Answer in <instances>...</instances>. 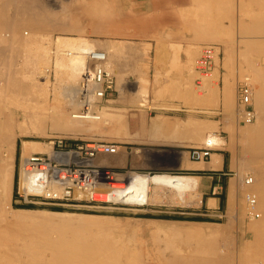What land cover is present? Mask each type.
Masks as SVG:
<instances>
[{
    "label": "bare ground",
    "instance_id": "1",
    "mask_svg": "<svg viewBox=\"0 0 264 264\" xmlns=\"http://www.w3.org/2000/svg\"><path fill=\"white\" fill-rule=\"evenodd\" d=\"M200 1H203V0H200ZM207 1H209L210 3L213 2L212 0H207ZM223 1L221 0V2H219V3H222L223 7L220 4V7H218L219 6L218 5L217 8L222 9V8H224V6L227 5L225 3V1H224V4H225L224 5ZM238 1H239L238 3H240V0H238ZM110 2H111L110 0H0V16L3 17L2 19H4V21L2 19H0V20H2L1 22H3V23H0L1 26L3 25V27L0 30L4 29L5 28L4 26L6 25V27L9 28V30L6 34L11 36L12 42L16 41L15 43L19 42L21 45L23 44L27 47H29L31 45L33 47V45H34L35 49L40 50L39 53L41 54V56L39 53H38L39 54L38 56H40L41 59H39V61H38L39 63L37 62L38 64L35 63L36 61L34 62L36 67H34L33 69L36 68L37 69V71L35 69L36 73L39 74V76L42 77L43 79L42 78L40 79V77L39 78L37 77L38 79H40V82H39V80L37 81V78L35 76L36 73H35L34 76L36 79H34V80L36 83L34 82L30 85V86H32L34 84V86H32V88L34 87V89H32L33 92L30 91V93L32 92L31 93L32 95H31V97L28 96L29 99L31 98L32 102H34L33 100H35V102L32 103L35 105V103H37V100H38L37 99V97H38L37 93H39L44 97V100L47 103V105H49L48 102L51 101V104H50L51 106H49V107L47 106L46 111H45V109L42 111H41V109L40 110L37 109L36 107L38 105L36 107H33V108L30 106L31 110H29V111L27 110L28 112L21 110V111H24L23 113L21 111L20 112L15 111V113H14V111L12 109L9 112L10 114L12 113L9 116L10 117L9 119H7L8 116L5 117L6 119L4 118L5 119L4 121L1 120L2 118L0 119V129H1L0 130V132H1L0 133V136H1L0 139L2 141L1 145H3L2 147H0V148H2V149H0V157H1L0 181H1L2 185L4 184V186H5L4 188H6V190H3L4 193L2 191L3 188L0 189V193H1L0 194V207H2V208H0V210L2 209L0 211L1 212L0 216L3 215L2 213L6 212V211H8V209L10 210L12 208L11 212H13V213L8 211L9 213H11L10 217L8 216V213L7 214L5 213L7 216L5 214L3 216H6V218L9 220V221L8 220L7 221L10 222L9 224H11V227H12V225L17 226L18 229L23 233V235H21V232L20 233L16 232L18 235L17 236L15 235L16 236L15 238H17L20 234L19 237H21L22 240H23V238L25 240L24 241L25 244L21 245L20 244L21 240L18 237L19 239H17V242L14 244L16 245L20 241L19 244L21 245L22 249H20V245L19 246L17 245L16 250H14L12 248V247H15V246H13V242H11V244H12L11 247H9V245L7 246L6 245L7 243H4V240H6V238L10 239V241H11V239L14 238V236H12L13 234L9 233V234H11L12 238H8L10 235L7 234L6 232H4L9 236L6 235L7 237L5 236L6 238L5 237L3 238L1 236L5 235V234L3 232H0V233H2L0 236V240H1V238L4 239V240L2 239L3 242L0 241L1 243H4V244L0 243L1 246L4 245L6 248L7 247L10 249L12 248V250H13V251L11 250V252H13V253L8 252L7 254H9V255L5 254V256L6 255L10 256L11 254H13V256H14V259H12L11 258L12 255H11V257H10L11 259H10L9 257L6 258L4 255L2 256V254L0 253V258L2 261H4L3 264H6L7 262H9L10 264H11V262H13L15 264L16 263H18V264H153V263H148L144 259V256H143L142 243L140 242V240L143 239L142 237H145L144 236L145 233L151 234V238H152L151 240L154 243L153 247L156 250V254L158 252L157 257L159 256L160 261H161V259H163L162 260L163 264H235V262H237V264H264V69H263V71L261 69V71L258 72L259 68H256L257 64L255 65L254 68H252L251 65H249V67L252 68V69L251 68L250 69L253 70V72H252L253 74H254V69H255V73H256V75L254 74L255 78H253V76H251V75H250V77L248 75L246 76V77H249L250 80H251V77L253 78V80H251V81L254 85V91H255V88L257 87V89H256L257 93L255 92L256 96L253 93V97L254 96L256 97V98L254 97L255 99L253 98L255 100L254 106H255V112H256V120H255V123H253L252 125L247 124V123H252V122H247L246 126L245 127L243 126L244 128L241 127L242 128L241 131H242L243 136L246 135L245 136L246 138H248L247 136H249L252 140V138H254V136L256 134V139H257V141L255 143H252L249 146L250 150L247 151V152L251 151L250 153H252V156H253L252 163L251 162L249 163L250 164L249 167H250V169H253L254 175L252 173L251 175L249 174L246 176V177L252 176L253 178L255 176L253 183L246 187L247 188L246 192L250 191V192L255 193V195L257 197L256 206L252 207L251 205H249V201L246 197V194H247L246 192H245L246 198L244 197V199L245 200L247 199V202H248L247 206L249 209V214L251 215V217H253L250 220L251 222L249 224V229L251 228L253 230L254 239H252L250 241L249 240L248 241L243 240V236L246 234V230L242 229V232L240 234V244H239V248L237 249V252H231L233 250V248H231V250H229L228 247L225 246L226 244H224L223 241L221 243V241H220V238L222 236L221 232L218 230V228L212 226L211 224L194 223L192 221H184V220H168V221H156L155 220L154 223L152 222L153 227H151L149 229L148 228L137 229V228H129V227H126L125 225H121V224L117 223L118 220H114V219H112V217L104 216V215L86 214V213H81V212H76V211H57V210L38 211V210L16 208V207H13L11 205V198H12V194H13V185H14V162H15L16 146H17L18 136L30 134L32 131L45 134L46 129L42 128L43 127L42 125H44L43 123L48 121L49 116H51L52 119L54 120L56 127L57 126L64 127V129L66 128V130L68 129L69 132L74 133V134H81V133L88 132V131H91L94 129H99V128L100 129H110L111 128V129H116V130H119L121 128H125L127 133L131 134L129 132V129H128V117L126 115V111L120 109V107H118V109H117L116 106L110 104V105H107V108L105 110H103V108L105 107L104 106L101 110L102 118H104L103 120H101L102 118L101 119H95L93 117H85V118L82 117V118H80V117H77L74 115L75 112H77V109H79V107L82 105L80 95L78 94V86H79L80 80L83 77L82 74L84 72V68L88 63V53L89 52H91L92 50H97V49L105 50L107 53V63H106L107 67L110 70H112L113 72H115V74L117 75L116 76L117 77V88L119 90V96L117 98L110 99L109 100L110 103L116 102V101H123L124 102L128 99V97H131V98L133 97L132 95L128 96L129 95L127 93L128 89L126 90V85H124L126 83L124 80L126 79L125 78L126 77L125 71L127 69H130L131 72L136 75L135 81H136V83H138V89L135 92V97H134L136 104L143 105V104H146V102H148V100H149V96H150V85H149V75H148L149 71L147 72V67L143 66L147 62H145L144 64L141 65V61L147 59L146 58L147 57V50H148L147 43H146V45H144L145 43L143 45H141V44L135 43L134 41L124 40V39L123 40H117V39L115 40V39H109V38L106 40H102V39L91 38V37H88V36L83 35V34H76V33L75 34H63L64 32L53 36L52 35L53 33L47 35L43 32V30H45V28L47 29L48 27H51V30H49L50 32L52 30L60 29L61 31L66 30L67 32L71 31V32H78V33L81 32L82 33V31H81L82 29L80 28V25L82 23L81 18L85 17V16L83 17L82 14H86V15L89 14L93 21H95L97 19L99 22H101L100 20L103 19V18H100V16L102 17L103 15H108V17H111V15H113V18H114V16L117 15L114 12H112V11H114L113 9H112V11L110 10V5H109ZM206 2L204 4H206ZM209 2H207V3L210 4ZM243 2H245V0H242L241 3L243 4ZM213 3L215 4V1ZM213 3L211 5H213ZM228 3H230V1ZM11 4H14L13 6L16 9V11H15L16 18L14 15L15 20L12 19L13 14L11 12L10 18L12 19V21L10 19H9L10 21H8V20H5L6 18H4V17L9 18L8 10H5V8L8 9V7H10ZM201 4H198L199 8H201V11H204V13H206L205 10H203L202 8L206 9L207 5L203 4V6H202ZM234 4L235 3H233V5L230 4L229 6H231V5L234 6ZM260 4L259 5L261 7L263 4V8H264V3L261 2ZM200 5L202 7H200ZM118 6L120 7V5H118ZM209 7H210V5H209ZM213 7H215V6L213 5ZM213 7H211L210 9H212ZM226 7H225V9H226ZM10 8H12V6ZM199 8L198 9L194 8V10H197L196 13H198L200 11ZM241 8L244 9V7H241ZM182 9L183 8H181V10ZM207 9H209V8L207 7ZM227 9H229V7H227ZM238 9L240 11V5H239ZM171 10H173V8H171ZM188 10H189V7H188ZM229 10L232 12L233 8L232 9L230 8ZM247 10H249V9H247ZM247 10H244V13H246L245 11H247ZM182 11L184 12V10H182ZM219 11H218V13H219ZM228 11L224 10L221 13L227 12L228 15L227 14H225V15L229 16ZM260 11H259V13L257 12L258 16H261V15H259ZM120 12L121 13H119V15H117L119 17L122 16L123 10H121ZM231 12H230V14H231ZM13 13H14V11H13ZM209 13H210V11H209ZM209 13H207V14L209 15ZM215 13H213L214 16L211 15L212 14L211 13L208 18H210L212 16L215 18V15H216ZM233 13H235V12H233ZM233 13H232V15H234ZM252 13H254V12H252ZM257 13L255 15H257ZM143 14H142V16H143ZM152 14L153 13L151 11V15ZM172 14H174V13H172ZM239 14H240V12H239ZM246 14L250 15V13L249 14L246 13ZM133 15H135V14H133ZM200 15H202V14H199V17H200ZM223 15L224 14H221V16H223ZM232 15H230V16H232ZM236 15H234V16H236ZM90 16H88L89 17L88 19H90ZM144 16H146V15H144ZM216 16L219 17L218 15H216ZM226 16H224V17L226 18ZM234 16L231 17L232 20L234 19L233 18ZM254 17H256V16H254ZM261 17H263V16H261ZM98 18H100V19H98ZM134 18L135 19L137 18L138 20L142 21V18H140V16L139 17L134 16L133 19ZM156 18H158V17H156ZM198 18H196V20ZM203 18H204V16H203ZM208 18H207V20H209ZM144 19L145 18L143 17V20ZM193 19L195 20V18H193ZM240 19L242 20V18H239L238 22H239V25L242 26L245 22L242 20L243 23H240L241 22ZM90 20H88V22ZM260 20H262V19H259L258 22H256V23H260L259 22ZM104 21H106V20H104ZM201 21H198V24H200L199 22H201ZM204 21H206V19ZM210 21L213 22L211 18H210ZM235 21H236V19H234V22ZM102 22H103V20H102ZM110 22L111 21H109V23ZM246 22L248 23V21H246ZM94 23H97V22H94ZM109 23H106V24H105V22L99 23V24L97 23L98 26H96V27L99 29H97L95 27L96 29L93 28L94 29L93 31L98 32L100 30L99 33L102 32V33L106 34L107 36L110 33H112V34L117 33V32L113 33L112 31L111 32L109 31L110 33H108V32L105 33V30H103L104 32L101 31V29H103V28L106 29L107 27H109V25H110ZM193 23L194 22H192V24ZM195 23L197 24V22H195ZM205 23H207V21ZM209 23L207 24V29H205V31L207 30L206 32L209 34L210 38L219 39L226 44V49H227V54H228L227 55L228 56V62L230 61L229 64H231V61L235 56V52L237 53L238 51H240V50H238V51H235V50H237L239 48L235 49L233 47L234 45H232L233 43L231 42L232 43L231 44L227 38H224V37L221 38V37H219V34H217L218 36H216V34H211L212 31L208 32ZM214 23L218 26L217 22H214ZM230 23H231V21H230ZM89 24H90V22H89ZM167 24H169V23H167ZM227 24H226V26H228ZM233 24H235V23H233ZM261 24L263 25L264 21ZM197 25H194L196 27L195 29L199 28V27L197 28ZM211 25H210V27H212ZM230 25L231 24H229L228 27H230ZM260 25L258 24L257 28H258V26L260 28L261 27ZM81 27H82V25H81ZM90 27H94V26H90ZM100 27H103V28L100 29ZM125 27H127V25ZM246 27H248V26H246ZM21 28H22V30H20ZM240 28H242V27H240ZM84 29L85 28H83V30ZM121 29L123 30V28H121ZM125 29H127V28H125ZM137 29L138 28H136V30ZM6 30H2L0 32H4ZM219 30L222 32V29L219 28ZM242 30L244 33V30H247V29L242 28ZM84 32H85V30H84ZM125 33H127V32L125 31ZM125 33L123 32L122 34L121 33H119V34L123 35ZM133 33H135V32H133ZM228 33H230V32H228ZM119 34H117V35H119ZM139 34H141V33H139ZM5 35H0L1 36L0 37V43L2 42L1 43L2 45H0V50H3V49L5 50L3 43L8 41V40H6V38L7 39L9 38V36L7 37V35L6 36ZM207 36L208 35H206L205 38H207ZM231 36H232V34H231ZM12 37H13V39H12ZM235 38H237V37H235ZM1 39H5L6 41L3 40L4 41L3 42V41H1ZM157 39H159V38H157ZM245 39H247V38H245ZM262 39H263V37H262ZM262 39H260V41ZM11 40H9V42H11ZM241 40H243L242 37H241ZM49 41H50V43H49ZM247 41H250V40L247 39ZM252 42L253 41L251 40L250 43H252ZM15 43H12V45L10 43L11 49L13 48L15 50V48H14L15 45H16V50L18 48L17 47L18 45L20 46L21 49L23 48V47H21V45L19 43H18V45ZM47 43H49V45ZM53 43L55 44L54 49L52 48V45H51ZM241 43H242V41H241ZM245 43H246V40H245ZM254 43H253V45L251 44V46H254ZM7 44H8V42H7ZM7 44L5 43V46L8 48L9 44L8 45ZM256 44H258V42ZM256 44H255V46H257ZM262 44H264V41L262 42ZM163 45H164V42H163ZM163 45H162V47H163ZM258 45L260 46L261 44H258ZM162 47H161V45L157 46V53H160V50L162 49ZM261 47L263 48L264 45H262ZM261 47L260 48L254 47V49L258 48L260 50H264ZM20 48H18L19 52H21ZM34 48H32V50ZM244 48L245 47H243L242 49H244ZM246 48H248V47H246ZM11 49L9 46V49H7V50L10 52H8L7 50H6L7 52L6 51H3V52H6L8 55L11 56V54H13L11 52L14 51L13 49H12L13 51H11ZM22 50H24V49H22ZM245 50H247V49L241 50L242 51L241 55L243 54L242 57H244L243 58L244 61L247 62L246 58H245L246 55H244ZM18 51H16V53ZM0 52L3 53L2 51H0ZM257 52H258V50H257ZM1 53H0V55H1ZM9 53H11V54H9ZM21 53H23V52H21ZM21 53L17 55V58H18V56L20 58H23L20 56ZM262 53H264V52L260 51V54H262ZM3 54H2V56L6 60L8 56L6 57L7 54L5 56ZM29 54L30 53H28V55ZM32 54H33V52H32ZM14 57H16V56H14ZM31 57H32V55H31ZM218 58L219 57H217V59ZM8 59L13 60L14 59L13 55L11 56V58L8 57ZM247 59H248V57H247ZM248 60H250V62H252L251 61L252 59H248ZM6 62H5V64H6ZM237 62H238V60H237ZM17 63L20 64L19 62H17ZM252 63H254V62H252ZM2 64H0V65L3 66ZM241 64L238 63V66H237L238 70H239L238 73L240 75H242L241 77H244L243 76V70H244L243 68L244 67ZM247 64H249V62H247ZM126 65H129V66L125 67ZM232 65L233 64H231V66ZM4 66H6V65H4ZM7 66H8V63H7ZM18 66H20V65H18ZM18 66L16 68H18ZM228 66H230V65H228ZM232 67L235 68V66H232ZM246 67H248V66H246ZM262 67L264 68V66H262ZM8 68L9 69L12 68V65H10V67L8 66ZM20 68L21 67H19V69ZM4 69H6V68H4ZM22 69H24V68H22ZM0 70L2 72L1 67H0ZM13 70H15V72H16L15 67L13 68ZM28 70L29 69H27V71ZM231 70H233V71H231ZM231 70H228L225 73V82H224L225 84L223 85V93H224L225 101L230 103V101L232 100V104H233L234 101H237V100H233L237 94H235V85L231 86V79H232L233 83L235 82V81H233L234 78H232V72L234 75L235 70L234 69H231ZM19 71L20 70H18V72ZM52 71H55V76L57 79V83L59 85L58 84H56L55 86L52 85V81H53V79L51 77V74L53 73ZM3 72L5 73L6 70L5 71L3 70ZM10 72H11V70H9V74H8L9 77L12 75V73H10ZM7 73H8V70H7ZM13 73H14V71H13ZM16 73H14L13 79L17 78V77H15V76H17ZM157 73H159V72H157ZM219 73H220L219 70H216L213 74L207 75L206 78H210L213 76L219 77ZM246 73H248V72H246ZM246 73H245V75H246ZM3 74L0 73V75H1L0 79L2 77L3 79L5 78V80H7V79L11 80L10 78H8L7 75H6L7 76V79H6V77H4ZM192 74H193V69L188 70V75H190V78L193 76ZM239 74H238V78L240 76ZM22 75H24V74H22ZM256 76H258V77H256ZM23 77H25V76H23ZM23 77H22V79H23ZM18 78L16 80L14 79L15 83H16V81L20 80ZM191 79H193V77ZM5 80H0L3 82L2 86L4 84L7 86L10 84L11 88L9 87L10 85L8 87L6 86L7 88H5V89H7V91L4 92L3 91L4 86H5L4 85L2 87L3 89L0 90L1 94L6 93V92L10 93V92H8L9 91L8 88L12 89V86H14V85L18 86V87L22 85L21 87H19V88H22V87H25L28 83V82L26 83L25 81H23V83L25 82L26 85L23 83L21 84V82H22V80H21L19 85H17L15 83H13V81L11 83V81H9V80L4 83ZM210 80H211V78H210ZM139 81H140V84H139ZM254 82H256V83H254ZM257 82L259 83L258 86L255 85V84H257ZM1 83H0V88H1ZM7 83H9V84H7ZM12 84H14V85H12ZM191 85L187 86V90L190 92L192 91V93L194 92L195 97L197 99L205 100V101L210 102V103L217 102L219 100L220 82H217L216 86L211 88L208 95H205V96H203L202 93H195V91L193 90V87ZM60 86L62 88L65 87L67 89L66 91H69V96H70L69 99L65 100L64 98H62L64 96H62V95H61L62 97L60 96V93L62 91L60 93L57 91L59 88H60L59 90L62 89ZM29 87L26 86L25 88L29 89ZM53 87L55 90V91H53L54 92V98H53V100H51V92H52ZM236 87H238V86H236ZM19 88H18V90H19ZM14 89H12V90L15 91ZM26 89L24 91H26ZM63 90H64V88H63ZM195 90H196V88H195ZM2 91H3V93H2ZM16 91H17V89H16ZM14 93H12V95ZM16 93H15V95H16ZM1 94H0V99H1V96L5 97V95H6V94L5 95H1ZM63 94H64V91H63ZM12 95H10V96H12ZM21 95H24V92L21 93ZM27 95H28V93H27ZM8 96L6 95L7 99H9ZM16 96H18V94ZM12 97H14V96H12ZM28 97H27V99H28ZM22 98L26 99L24 97H22ZM39 98H40V96H39ZM7 99L5 98L6 101H7ZM16 100H17V98H16ZM40 100H41V98H40ZM1 101H2V99H1ZM9 101H11V104H12V99ZM29 101H27V102H29ZM8 102H6V103H8ZM62 102H64V104ZM3 103H2V105H4ZM67 103H68L69 107L74 106V108H66L67 106L65 108H63V106H65V104H67ZM253 104H254V102H253ZM6 105H4L2 107L6 108V110H7ZM0 107H1V105H0ZM8 107H10V105ZM30 107L28 106L29 109H30ZM226 107H228V106H226ZM21 109H22V107H21ZM237 109H238V107H237ZM1 110H3L2 112H4L5 109H1ZM25 110H26V108H25ZM5 116H6V114H5ZM16 118L17 119L22 118L23 120L20 122H17ZM151 121L152 122L150 124L151 125L150 128H151V131H153V132H159L160 130L169 129V130H173L174 133L178 134V132H182V129H184V128H185V130L186 129H188V130L194 129V132H196L194 134H197L196 135L197 138L199 137L198 134H200V137L203 138L204 142L211 141L215 148L217 146L223 144L226 140L224 136L217 133L216 131L206 133V131L204 130L205 127L203 124H202L204 127L203 131H200V129L202 128V125H198V123H202V122L196 121L198 123L193 124L194 121L191 122L192 120L191 121H189V120L171 121V120H169L167 118H163V117H155ZM211 122L213 123L215 121H211ZM211 122H206V124H208V126H209L207 128H211V127L214 128V127L218 126L217 124H215L217 122L213 123L216 126L211 124ZM28 123L33 125L32 126L33 130L29 129L30 127L28 128ZM203 123H204V121H203ZM100 124H103V126H101ZM206 124H205V126H207ZM197 130L199 131V133ZM138 134L139 133L137 132L133 135H138ZM49 136H55V135H49ZM242 137H241V139H243ZM202 138H200V139H202ZM251 140L249 142H252ZM48 143L50 145L52 144L51 141H48ZM245 143H246V141H245ZM245 143H243V144H245ZM197 145H199V144H197ZM247 149H245V150H247ZM21 151H22L21 155L23 157H27L32 153V151H45V152L51 153L52 150L46 146L34 145L31 142V139H24L23 143H22V150ZM212 155L211 156L213 159L211 161L212 162L211 166H206L201 161L197 162V163H191L189 160L188 161L185 159L183 160V155L180 159L181 160L180 162H181L182 166L184 165L186 167H192V168L193 167H196V168L219 167L221 165V162H222L221 156L217 153H213ZM109 156H112V158H113V155H109ZM109 156H105V157H109ZM100 161H101V158H100ZM104 162L101 161L100 163L104 164ZM242 170L245 171L244 169H242ZM243 171H241V173ZM118 178H121V179L126 181L125 188L122 190H116V191H111V189H108L105 191V195H104L105 198L109 197L111 199H120V200L127 201V202H136V203L142 204V203H146L147 201H150V200H154V201L160 200L162 197L161 195L163 194V192H166V190H168V192L170 194V195H168V197L177 198L178 201H187L188 198H190L191 200L192 199L196 200L197 197L202 195V192L200 190L201 176L197 175V174L163 172L159 175H154V176L150 177L148 175V173H144V172H140V171H136V172L130 171L129 175H126L125 177L118 176ZM2 179H3V181H2ZM116 185L117 186H123L124 184L123 183H116ZM24 188H25L26 192H40L42 189V185H40L38 182H35L34 179L31 178L28 181V183H26V187H24ZM5 192H6V194H5ZM2 193L5 194L3 196L5 202L7 200L6 198H8L7 202L9 201L8 205H7L9 208L7 210L5 208L6 207L5 204L7 202L6 203L2 202V198H3V197H1ZM214 202H215L214 198L210 200V204H213ZM243 202H245V201H243ZM2 203L4 204L5 207L2 206L3 205ZM245 205H246V203H240V208H238V210H239L238 212H239L240 216H242L243 218H244V215H246L245 214V212H246V208H245L246 206ZM3 207L5 210L4 212H3ZM256 212H259V216L255 215ZM254 217H260V218L254 219ZM243 218H242V220L245 219V218L244 219ZM4 219H5V217H4ZM1 221L2 220L0 219V222ZM7 221H4V222H6V225H8ZM3 227H6L5 224H3L2 228ZM11 227H10V230H12ZM18 229L16 231H18ZM2 230L3 229L0 228V231H2ZM6 231L8 232L7 229H6ZM13 231H11V232L15 234V229ZM146 236H148V235H146ZM149 238H150V236H149ZM145 240L146 239H144L143 243L145 242ZM6 241L8 243L10 242L9 240H6ZM15 241H16V239H15ZM5 247H4V249H5ZM146 247H147V245H146ZM149 247H147L148 248V250L146 249L147 251L150 250ZM144 249H145V247H144ZM151 249H152V246H151ZM0 250H2L1 247H0ZM6 250L7 249H5L4 251H6ZM8 251H10V250L8 249ZM154 251H153V254H154ZM0 252H2V251H0ZM24 253H25V256L23 255ZM235 253H236V255H235ZM148 255H150V254H148ZM145 256H147V255H145ZM151 258H152V256H151ZM159 258H157L158 261H159ZM7 259H10V261H8ZM158 261L155 264H159ZM151 262H152V260H151Z\"/></svg>",
    "mask_w": 264,
    "mask_h": 264
},
{
    "label": "rangeland",
    "instance_id": "2",
    "mask_svg": "<svg viewBox=\"0 0 264 264\" xmlns=\"http://www.w3.org/2000/svg\"><path fill=\"white\" fill-rule=\"evenodd\" d=\"M110 1H111L110 4H109L110 5V10L112 11V9H113L114 11H112V12H114L117 15H119V13H121L120 11L123 10L122 16L119 17V16L115 15L114 18H113V15H111V17H108V15H103L102 17L100 16V18H103L102 20H103V22H105V24L109 23V21H111L109 23L110 24L109 27L111 29L109 27H107L106 29H104L103 27H100V29L103 28V29H101V31L105 30V33L106 32L110 33L111 31L113 33L117 32L115 34L110 33L107 36L106 34H104L102 32L99 33L100 30L98 32L93 31L94 30L93 28L98 26L99 23H103V22H102V20H100L101 22H99L97 19L95 21H93L89 14H87V15L86 14H82L83 17L84 16L85 17L81 18V22H82L81 25H82V27L84 26L83 28H85L84 29L85 32H84L83 28L81 27V25H80V28L82 29L81 30L82 33L81 32H79V33L78 32H71V31L67 32L66 30H62L61 31L60 29H58L59 31L58 30H52L50 32L49 30H51V27H48L47 29L45 28V30H43V32L45 34H47V35L53 33L52 34L53 36L64 32L63 34H75V33L76 34H83V35H86V36L91 37V38L102 39V40H106V39L109 38V39H115V40L116 39L117 40H123L124 39V40L134 41L135 43L141 44V45H143L144 43H145L144 45H146V43H147V48H148L147 57H146L147 59L142 60L141 61V65L144 64L145 62H147V63L149 62L148 64L145 63L143 65V66L147 67V72L149 71L148 75H149V85H150V96H149L148 102H146V104H143V105L136 104V101L134 99L135 92L138 89V83H136V81H135L136 80V78H135L136 75L133 74L130 69H127L125 71V73H126L125 74L126 75L125 78L126 79L124 81L126 83L124 85H126V90L128 89L127 90V93L129 94L128 96L132 95L133 97L132 98L128 97V99L126 101H124V102L123 101H116V102L110 103L108 101L104 105L105 107L103 106L104 107L103 110H105L107 108V105L111 104V105L116 106L117 109H118V107H120V109H122L124 111H127V114H128V112H129V114L134 113V112H138V113L142 112L146 116L147 123H149L151 121V119L153 120L155 117H163V118H167V119H169L171 121L172 120H174V121H176V120H182V121L189 120V121H191L192 120L191 122L194 121L193 124L194 123L197 124L198 122H202V123H198V125H202L203 124L205 128L202 125V128H201L202 130L200 129V131H203V128H204L206 133H210V132L216 131L217 133H219L222 136H224L225 139H226L225 142L223 144H221V145L216 147V149L224 150L227 153V160H228V165H227V168H226V171H227V174H226V187L224 188V194H225L224 197H225L226 200H225V202L222 201V203H221V206L223 208V212L220 213V214H216V213H214V212H212L210 210H207L203 194L201 196L197 197L196 200L195 199L191 200L190 198H188L187 201H178L177 198L168 197V195H170L168 190H166V192H163V194L161 195L162 197H161L160 200H157V201L150 200V201H147L146 203H142V204L141 203H136V202H127V201H123V200L121 202H116V203L115 202H97V203L95 202V203H93V202H89V201H81V202H76V203H73V202H69V203L47 202V203H45V202H38V201L37 202H25L23 200H20L19 196H18V198L16 200L15 199L13 200L11 198V205L13 207H16L15 206V202H17V203H34V204H38L39 206L35 207V208L34 207L33 208L16 207V208L29 209V210H38V211H42V210H45V211H49V210L76 211V212H81V213H86V214L104 215V216L112 217V219H114V220H118L117 223H119L121 225H125L126 227H129V228H137V229H143V228H148L149 229V228L153 227L152 224L155 222V220L156 221L184 220V221H192L194 223L211 224L212 226L218 228V230L221 232V235H222L221 238H220L221 243L223 241L224 244H226L225 246H227L229 250H231V248H233V250L231 252H237V249L239 248V244H240V234L242 232V229L246 230V234L243 236V240H245V241L249 240L250 241V240L254 239L253 230L251 228L249 229V224L251 222L250 220L253 217H251V215L249 214V209H248V206H247L248 205L247 199L246 200L244 199L245 192H246V189H247L246 187L248 186V185H245L244 179L249 174L251 175L253 173V175H254L253 169H250V167H249L250 166L249 163L250 162L252 163L253 156H252V153H250L251 151L250 152H247V151L250 150L249 146L252 143H255L257 141V139H256V134H255L254 138H252V140H251V138L249 136H247L249 138L248 139V138L245 137L246 135H244V136L242 135L241 129L246 126V123L239 122V120H238V109H237V107H238V92H237V89L238 88L236 86H238L239 80H243L247 75L249 77L251 75V76H253V78H255L254 77V74L256 75L255 69H254V74L252 73L253 70H251L252 68L255 67V56L257 58V56L260 54V51L264 52V50L258 49L262 45H264V44H262V42L264 41L263 40L264 39V28H263L264 24L263 25L261 24L264 21L263 20L264 19V13H263L264 12V8H263V4H262V7L260 6L261 5L260 3L261 2L264 3V0H260V1L259 0H254V1L253 0H245V2H243L244 5L246 4L245 6L241 3L242 0H240V3L242 5L240 3H238L239 2L238 0H232V1L231 0H224L225 3L227 4L226 6L229 7V9L233 8L232 12L229 9H227L226 6H224V8H222V9L217 8L218 5H219L218 7H220V4L222 5V3H219V2H221V0H212L213 2L215 1V4L217 3L216 5L211 1L215 7H213V5H211L212 3H210L207 0H203V1H200V0H197V1L196 0H193V1L192 0H110ZM206 1L209 2L210 4H208ZM224 1H223V4H224ZM229 1H230V3H228ZM205 2H206V4H204ZM233 3H235L236 5L234 4V6H232ZM198 4H201L202 6H203V4L207 5L206 9L202 8L203 10H205L206 13H204V11H201V8H199ZM230 4H232V5L229 6ZM13 5L14 4L10 5V7L12 6V8H10L8 6H7L8 9L5 8V10H8V13H9V15H8L9 18L8 17H4V18H6L5 20H8V21L11 20L12 21V19H14V15H15L16 9H15V7ZM118 5H120V7ZM201 5H200V7H202ZM209 5H210V7H209ZM239 5H240V11L238 9ZM188 7H189V10H188ZM207 7L209 9L211 7H213V8L209 10V9H207ZM222 7H223V5H222ZM225 7H226V9H225ZM241 7H244V9L241 8ZM245 7L247 9H249V10H247ZM171 8H173V10H171ZM181 8H183L182 10H184V12L181 10ZM194 8H197V9L199 8L200 11L198 13H196L197 10H194ZM223 9L226 10V11L229 10L228 11L229 16L225 15V14H227V12L226 13H221V12L224 11ZM244 10H247L248 12L247 11H245V12L248 13V14L250 13L251 16L247 15L246 13H244ZM13 11H14V13H13ZM151 11L153 13L152 15H151ZM209 11H210V13H209ZM218 11H219V13H218ZM238 11L240 12V14H239ZM259 11H260L259 15H261L263 17L258 16ZM11 12L13 14L12 15L13 16L12 19L10 18ZM230 12H231V14H230ZM233 12H235V13H233ZM252 12H254V13H252ZM172 13H174V14H172ZM207 13H209V15L211 13H212L211 15H213V13H215L219 17H217L215 15V18H216L215 19L213 17L214 15H213L212 17H210L212 19V21H213V22H211L210 18H208L209 15ZM220 13L224 14V15L221 16ZM232 13L234 15H236V14L237 15L234 16V15H232ZM256 13H257V15H255ZM133 14H135V15H133ZM142 14H143V16H142ZM199 14H202L204 16V18H203L202 15H200V17H199ZM138 15L140 16V18H142V21L138 20L137 18L136 19L134 18L136 21L133 19L134 16L139 17ZM144 15H146V16H144ZM230 15L234 16L233 18L236 19L235 22H234V19L233 20L231 19L232 16H230ZM253 15L256 16V17H254ZM88 16H90L91 20L88 19L89 18ZM224 16H226V18ZM143 17L145 18L144 20H143ZM156 17H158V18H156ZM238 17L242 18V20L245 22L242 26L239 25V22H238L239 18ZM2 18L3 17L0 16V19H2ZM15 18H16V15H15ZM100 18H98V19H100ZM193 18H195V20ZM196 18H198L197 19L198 21L202 20L201 22H199L200 24H198V21L196 20ZM207 18L209 20H207ZM205 19H206L207 23H205L206 22V21H204ZM259 19H262V20L259 21L260 23H256V22H258ZM2 20L4 21V19H2ZM2 20H0V23H3V22H1ZM88 20H90L89 21L90 24H89ZM104 20H106V21H104ZM190 20L192 22H194V23L192 24V22ZM242 20L240 19V21H241L240 23H243ZM230 21H231V23H230ZM246 21H248V23ZM94 22H97L98 24L94 23ZM195 22H197L198 25ZM214 22H217L218 26ZM167 23H169V24H167ZM208 23H209L208 32L212 31L211 34H216V36H218L217 34H219V37L227 38L230 41V43L231 42L233 43V44L232 43L231 44L234 45L233 47L235 49L239 48V49H237L235 51H238V50H240V51L237 52L238 54L235 52V56H234V58L231 61V64H233L232 66H235V68L232 67L231 64H229L230 61L228 62V56H227L228 54H227L226 44L223 41L219 40V39L210 38L209 34L206 32L207 30L205 31V29H207V24ZM233 23H235V24H233ZM226 24L228 26H229V24H231L232 26L234 25V26L232 27L230 25V27H228V26H226ZM258 24L259 25L261 24L260 25L261 29L258 26V28L260 30L257 28ZM124 25L125 26L127 25V27H125ZM194 25H197V28L198 27L199 28L195 29L196 27ZM210 25L212 27H210ZM0 26H1V24H0ZM90 26H94V27H90ZM246 26H248V27H246ZM2 27H3V25L0 27V29ZM4 27L5 28L2 29V30H6L8 28V27H6V25ZM240 27H242L244 29H247V30H244V33H243V30ZM22 28L20 30H22ZM121 28H123L124 31ZM125 28H127V29H125ZM136 28H138V29L140 28V29L136 30ZM219 28L222 29V32L219 30ZM97 29H99V28H97ZM2 30H0V31H2ZM8 30H9V28L6 31H4V32H0V35H5L8 32ZM125 31L127 33H125ZM123 32L125 34L121 35ZM133 32H135V33H133ZM228 32H230L232 34V36ZM119 33H121V34H119ZM137 33L138 34L141 33V34L138 35ZM204 33L206 35H208L207 38H205L206 35ZM117 34H119V35H117ZM6 35H7V37L9 36L8 34H6ZM234 36L237 37V38H235ZM241 37L243 38V40H241ZM262 37H263V39H262ZM157 38H159V39H157ZM245 38L249 39L250 41H247V39H245ZM12 39H13V37H12ZM260 39H262V40L260 41ZM3 40H5V39H1V41H3ZM6 40H8V41H6ZM6 40H5L6 42L3 41L5 50L4 49L0 50L2 52L6 51L7 49H9V46H10V49H11L12 43L16 42V41L12 42L11 36H9L8 39L6 38ZM9 40H11V42H9ZM240 40L242 41V43H241ZM245 40H246V43H245ZM251 40L253 41L252 43H250ZM256 41L258 42V44H261V45L259 46L258 44H256L257 43ZM7 42L9 44L8 48L5 46V43L7 44ZM163 42H164V45H163ZM1 43H0V45H2ZM10 43H11V45H10ZM18 43L19 42L15 43V44L18 45ZM49 43H50V41H49ZM49 43H47V44L49 45ZM210 43H216L219 46V49L221 51V56H220V58L217 59V65H216V67L213 69V71L210 74H213L216 70H219L220 73H219V77H214V76L210 77L211 80H210V78H206V80L204 82V87L202 89H200V88H198L199 86L196 83V77H197L196 61H197L198 57L200 56V54H201V52L203 50V47L205 45H207V44H210ZM253 43H254V46H251V44L253 45ZM255 44L257 46H255ZM51 45H52V48L54 49L55 44L53 43ZM158 45L159 46L161 45V47L163 45L162 49L160 50V53H157V46ZM17 47L20 48L19 45ZM21 47H23L22 49L25 50L24 51V50H22L20 48L21 52H23V53L25 52L24 54L19 52L18 48L16 50V45L14 46V48L19 53L18 52L16 53V51L13 48L12 49L14 51L11 49V51H13L11 53H13V54L9 53V54H11V56L13 55L14 59L16 58L15 60L14 59L13 60L12 59H10V60L8 59V57L11 58V56L6 53L8 50L6 52H3L4 54L0 52L1 53V55H0V64L3 63L2 64L3 66L0 65V67L2 69V72L0 70V73L3 74L4 73L3 70L4 71L6 70V72L3 74L4 77H6V79H7V76L9 74V70H11L10 73H12V75H13V76L11 75L10 77L8 76V78H10L11 80H9V79L5 80V78L3 79L2 77H1L0 80H5L4 83L6 81H8V80L11 81V83H12V81H13V83H15V80L19 77L18 78V79H20V80H18L19 82L16 81L15 84L19 85V83L22 80L21 84L23 83V81H25L26 83L28 82L27 85L25 84V82L23 84H25L26 86L29 87L32 83L35 82L34 79H36L37 77L38 78L40 77L39 74L36 73L37 69L35 68L36 69V71H35V69H33V68L36 67L35 63L36 64L39 63L38 61H39V59H41V57H40L41 54L39 53L40 50H37V49L34 48L35 47L34 45H33V47H32V45L29 46L30 47L29 48V47H27V46L22 44ZM31 47L34 48L33 50L35 52L32 50ZM243 47H245L244 49H247V50L244 51V55H246L248 57V59H252L251 61L254 62V63L250 62V60H248L246 56H245L246 61L249 62V64H247V62L244 61V59H243L244 57H242L243 54L241 55V52H242L241 50H244V49H242ZM246 47H248V48H246ZM254 47H258V48H255L256 49L255 50ZM257 50H258V52H257ZM31 51L33 52V54H32ZM8 52H10V51H8ZM27 52L30 53V54L28 55ZM20 53H21L20 56L23 57V58H20L19 56L17 58V55L20 54ZM38 53L40 54V56H38L39 55ZM2 54L4 56L6 55V57L8 56L7 59L9 61L7 59L5 60V58L2 56ZM262 54H264V53H262ZM262 54H260V55H262ZM31 55H32V57H31ZM14 56H16V57H14ZM237 60H238V62H237ZM256 61H257V59H256ZM5 62H6V64H5ZM17 62H19L20 64H18ZM263 62H264V60H263ZM7 63H8L9 67H10V65H12V68L9 69L8 66H7ZM238 63H240V64L242 63L241 65L244 67L243 68L244 69L243 70V76L244 77H241L242 75H240L238 73V71H239L238 67H237ZM4 65H6L7 67L4 66ZM16 65L17 66L20 65V66H18V68H16L17 67ZM228 65H230L231 67L228 66ZM249 65H251L252 68L249 67ZM127 66H129V65H126L125 67H127ZM246 66H248V67H246ZM14 67H15L17 73L15 72V70H13ZM19 67H21V68L19 69ZM4 68H6V69H4ZM22 68H24V69H22ZM256 68H258L257 65H256ZM17 69L20 70V71L18 72ZM27 69H29V70L27 71ZM192 69H193V74H192L193 76L192 75L191 76L193 77V79H191L192 77L190 78V75H188V70H192ZM231 69L235 70V73H234L235 76L233 75V72H232V78H234L233 81H235V82L233 83L232 79H231V86L235 85V94H237V95H236V97L233 100H237V101H234L233 104H232V100L230 101V103L225 101V103H226V104L224 103V106H225L224 107V115H225V117L222 120V122H220V121H215L217 123L213 122V123L218 125V126H216L215 124H213L211 122L213 120H210V119L211 118H215V116L218 114V111L220 110L221 88L225 84L224 83L225 82V73L228 70H231ZM7 70H8V73H7ZM13 71H14V73L17 74V76H15L17 78H14L15 80L13 79V77H14ZM231 71H233V70H231ZM52 72H53L51 74V77L53 79L52 85L55 86L58 83H57V79H56V76H55V71H52ZM157 72H159V73H157ZM246 72H248L249 74L246 73ZM35 73H36V75H35ZM245 73H246V75H245ZM22 74H24V75H22ZM238 74L240 75L239 78H238ZM34 75L36 76V78H35ZM23 76H25V77H23ZM22 77H23V79H22ZM256 77H258V76H256ZM38 78H37V81L39 80V82H40V79L42 77H40V79H38ZM253 78L251 77V80H253ZM1 82L2 81H0V83ZM217 82H220V94H219V100L217 102L210 103V102H207L205 100L197 99L195 97L194 92L192 93V91L190 92V91L187 90V86L192 84L191 86L193 87V90L195 91V93H202V95L205 96V95H208V93L211 90V88L216 86ZM254 83H256V82H254ZM2 84H3V82L1 83L0 90L3 89L2 87L5 85L4 84L2 86ZM7 84H9V83H7ZM139 84H140V81H139ZM258 84L259 83L257 82V84H255V85L258 86ZM12 85H14V84H12ZM6 86L7 85L4 86V90H3L4 92L7 91V89H5V88H7L8 86L7 87ZM14 86H12V89L15 88L14 89L15 91L10 89L11 85L9 86L10 88H8L9 89L8 92H10L11 94L7 93V92L3 93V91H2L3 94L0 93L1 95H5V94L7 96L9 95L8 96L9 99H7L6 95H5V97L1 96V99H2V101L4 103L0 99V105H1L0 108L1 109H5L4 112H2L3 110L0 109V111H1L0 112L1 113L0 114V119L2 118L1 120L4 121L6 119L5 117H7V116H8L7 119H9L10 118L9 116L12 114V113L10 114L9 112L12 109H13L14 113H15V111H19L20 112L21 110H24L26 112L27 110L28 111L31 110V107L33 108V107H36L38 105L36 107L37 109H39V110L41 109V111L45 109V111H46L47 106L48 107L51 106L50 105L51 101L48 102L49 105H47V103L44 100V97L41 94H39V93H37V95H38L37 103H35V105L32 104V103L35 102V100H33L34 102H32L31 98L29 99L28 96L31 97V95H32L31 93L33 92L32 89H34V87L32 88V86H34V84L32 86H30L31 88L29 87L30 90L28 88L26 89L25 88L26 86L22 87V88H19L22 85L19 86V87L18 86L14 87ZM18 88H19V90H18ZM63 88H64V90H63ZM63 88L61 90H59L60 89L59 88L57 91L59 93L62 91L60 93V96L61 95L64 96V97H62V96L61 97L64 98L65 100H67L70 97L69 96V91H66L67 89L65 87H63ZM195 88H196V90H195ZM16 89H17V91H16ZM25 89H26V91H24ZM256 89H257V87L255 88L254 94H255V92L257 93ZM22 91L24 92V95H21V93H23ZM30 91H32V92L30 93ZM53 91H55L54 87H53L52 92H51V100H53V98H54V92ZM63 91H64V94H63ZM14 92L15 93L17 92L16 95L18 94V96H16ZM12 93H14V94L12 95ZM27 93H28V95H27ZM10 95L14 96L15 98L10 96ZM39 96H40L42 101L40 100ZM118 96H119V90H118V92H115L111 96L110 99L117 98ZM255 96H256V94H255ZM22 97H24L26 99H23ZM27 97H28V99H27ZM5 98L7 99V101L5 100ZM16 98H17V100H16ZM11 99H12V104H11V101H9ZM254 99H253V102H254V105H255V100ZM5 101L6 102L9 101L8 102L9 104L6 103ZM27 101H29V102H27ZM1 102L4 105L7 104L6 105L7 106V110H6V108L2 107L4 105H2ZM62 103L64 104V102H62ZM9 105H10V107H8ZM28 106L29 107L31 106L30 109L28 108ZM226 106H228V107H226ZM21 107H22V109H21ZM65 107L66 108H74V106L73 107L72 106L69 107L68 103L65 104V106H63V108H65ZM25 108H26V110H25ZM24 111H21V112L23 113ZM5 114H6V116H5ZM103 119L104 118H102L101 120H103ZM183 119H185V120H183ZM22 120H23L22 118H18V119L16 118L17 122H20ZM52 120H53L52 117L49 116L48 121L43 123L44 125H42L43 126L42 128L46 129V133L45 134L32 131L30 134H27V135H19L17 143H18V141L21 142V150H22V143H23L24 139H31V142L34 145L46 146V147L51 149L52 148V144L50 145L48 143V141H50L54 136H49V135H58V134L59 135H61V134L63 135L64 134L67 137L78 138V139H81V140L82 139L91 140L93 138H106V139H110V140H116V141H119V142H126L125 140L127 139L126 138L127 136L130 137V140H137L136 138L139 135V134L138 135L128 134L127 131L125 130V128H121L119 130L111 129V128L110 129H100L99 128V129H94V130H91V131H88V132H84V133H81V134H74V133L69 132L68 129L67 130H66V128L64 129V127H60V126L56 127V124L54 123V120L53 121ZM196 121H198V122H196ZM203 121H204V123H203ZM206 122H211V124H213L217 128L216 127L207 128L209 126H208V124H206ZM253 123H255V121L252 122V123H247V124H249V125L251 124L252 125ZM205 124L207 126H205ZM100 125L103 126V124H100ZM32 126H33L32 124L28 123V128L30 127L29 129L33 130ZM152 133L154 135H159L161 133H162V135H164L166 133V135L170 139L179 138V134L181 136L185 135L184 138L187 140V143L190 144V145H197V144L200 145V144L204 143V140H203L202 137H200V134H198L199 135L198 138L196 136L197 134H194V133H196V132H194V129L193 130H188V129L185 130V128H184V129H182V132H178V134L174 133L173 130H169V129L160 130L159 132H153L152 131ZM198 133H199V131H198ZM241 137L243 139H241ZM0 138H1V136H0ZM200 138H202V139H200ZM250 140L252 142H249ZM0 141H1V139H0ZM245 141H246V143H245ZM1 143H2V141L0 142V145H1ZM243 143H245V144H243ZM2 146L3 145H1L0 147H2ZM0 149H2V148H0ZM124 149L125 148L121 146L120 147V152H122V150H124ZM245 149H247V150H245ZM32 152H34V151H32ZM40 152H45V151H40ZM21 153H22V151H21ZM20 157H21V154H20ZM171 159H172V161H170L171 162V166L169 168L170 170H162V169L154 168V169H149V170H140V172L148 173V175L150 177H152L154 175H159V174H161L163 172L185 173V170L205 169V168H196V167H193V168L192 167H186L184 165H183V167H186V168H177L176 167L177 164H176L175 157L172 156ZM184 159L187 160V161L189 160L191 163L200 162L199 160L191 159L189 157V153L188 152L185 153V155H183V160ZM0 161H1V157H0ZM201 162H203V164H205L206 166H211V164H212L211 161L210 162L201 161ZM18 164L19 163H17V158H16V155H15L14 182H15V176H16ZM242 169H244L245 171H243ZM126 170H130L131 171L132 169H125V170H122L121 172H125ZM241 171H243V172L241 173ZM129 173L130 172H128L127 174L118 173L117 176L125 177ZM192 174H194V173H192ZM254 178H255V176H254ZM2 181H3V179H2ZM0 184H1V181H0ZM4 187H5L4 184L0 185V189L3 188L2 191L6 190V188H4ZM200 190H201V188H200ZM13 191H14V185H13ZM3 193H4V191H3ZM3 193H2L1 197H3L6 194V192H5V194H3ZM6 199L8 200V198H6ZM3 200H4V197L2 198V202H5V200L4 201ZM7 200H6V202H7ZM243 201H245V202H243ZM8 202L5 204L6 207L2 203L3 204L2 206H4L6 208V210L9 208L7 206ZM214 203L210 204V205H215ZM240 203H246V205H245L246 206L245 207L246 208V212H245L246 215H244L245 219L242 216H240V214L238 212L239 211L238 208H240ZM53 205L63 206L64 208L63 209H53L52 207H50V206H53ZM4 207H3V212L5 211ZM0 208H2V207H0ZM8 211L11 212L12 208L10 210L8 209ZM8 211H6V212H4L2 214L4 215L5 213L6 214L8 213V216L10 217L11 213H13V212L9 213ZM143 214H150V215L149 216H146V215L144 216ZM3 215L0 216V219L2 220L1 221L2 223L0 222V226L1 225L3 226V224H5L6 227L2 228V226H1L0 228L3 229V230L0 231V232H3V233L6 232L7 234L11 233V234H13L12 236H14V238H12L11 234H9L11 236L10 237L6 233H4L5 235L1 236L2 233H0V236L3 237V238L7 235V236H9L8 238H12L13 239V240L11 239V241H10V239H7L6 238L7 236H6L5 238H6V240L10 241L9 243L6 240H4L3 238H1L0 241L3 242V240H4V243H7L6 245L7 246L9 245V247L12 246L11 242H13V246H15V247H12V248L14 250H16L17 245L19 246L20 244L21 245L25 244V242H24L25 240H24L23 237H22L23 238V240H22L21 237H19L20 236V234H19L18 237L20 238L21 243L18 240L19 242L16 245L14 244V243L17 242V239H19L18 237L15 238L18 235L16 232L20 233L21 231L15 225L14 226L12 225V227H11V224H9L10 222H8L9 220L6 218L7 215L6 216H3ZM174 215L206 216V217L212 218L213 220H196V219H190V218H187V217L186 218H171V217H167V216H174ZM4 217H5L6 220L4 219ZM242 218L244 220H242ZM256 218L259 219L260 217H254V219H256ZM3 220L4 221L8 220L7 221L8 225H6V222H4ZM9 226L12 228V230H10ZM6 229L8 230V232L6 231ZM14 229H15V234L11 232ZM17 229H18V231H16ZM149 234L145 233L144 234L145 237H142L143 239L140 240V242L142 243V251H143L144 259L148 263L155 264V263H157V261H158L157 258H159V256L157 257L158 252L156 254V250L153 247L154 243L151 240L152 239L151 238V234L150 235ZM21 235H23L22 232H21ZM146 235H148V236H146ZM149 236H150V238H149ZM15 239H16V241H15ZM144 239H146L145 240V242L147 241L146 243L145 242L143 243ZM4 243H1V244H4ZM1 244H0V247L2 248V250H0V251H2V252H0V253L2 254V256L3 255L5 256V254H7L8 252L13 253V252H11L12 248L11 249L8 248V247L6 248L4 245L1 246ZM21 245H20V249H22ZM146 245H147V247L150 246L149 247V249H150L149 251H147L148 248L146 247ZM151 246H152V249H151ZM4 247H5V249H7L6 250L7 252L4 251L5 250ZM144 247H145V249H144ZM8 249L10 251H8ZM153 251H154V254H153ZM148 254H150V255H148ZM7 255H9V254H7ZM7 255L5 256L6 258H8V257L10 258L11 255H12L11 258L14 259L13 254H11L10 256H7ZM23 255L25 256V253ZM145 255H147V256H145ZM235 255H236V253H235ZM151 256H152V258H151ZM10 259H7V260L10 261ZM151 260H152V262H151ZM162 260L163 259H161V261H160V258H159L158 263L159 264H161V263L163 264ZM3 262L4 261H2L1 258H0V264H3ZM8 263L9 262H7L6 264H8ZM11 264H15V263L11 262ZM16 264H18V263H16ZM235 264H237V262H235Z\"/></svg>",
    "mask_w": 264,
    "mask_h": 264
},
{
    "label": "built area",
    "instance_id": "3",
    "mask_svg": "<svg viewBox=\"0 0 264 264\" xmlns=\"http://www.w3.org/2000/svg\"><path fill=\"white\" fill-rule=\"evenodd\" d=\"M221 51L216 43H210L196 61V83L200 89L217 65V57ZM107 53L97 49L88 53V63L84 68L83 77L79 82L78 94L82 105L75 112L80 118L93 117L101 119V110L118 92L117 77L107 67ZM238 120L247 123L256 120L253 104L254 85L249 77L239 80L238 87ZM50 152L34 151L27 157H20L17 167L18 196L25 202L69 203L89 201L121 202L120 199L105 198V191L122 190L126 181L118 178V173L127 174L130 170L121 172L100 163V158L118 154L121 142L106 138L84 140L70 138L65 135H55L51 140ZM216 148L211 141L189 148L191 159L208 161ZM140 170H131V172ZM129 175V174H128ZM33 178L42 185L40 192H26V183ZM254 181L252 176L244 179L245 185ZM116 183H123L117 186ZM246 197L252 207L257 204L255 193L247 191ZM255 215L259 216V212Z\"/></svg>",
    "mask_w": 264,
    "mask_h": 264
},
{
    "label": "crops",
    "instance_id": "4",
    "mask_svg": "<svg viewBox=\"0 0 264 264\" xmlns=\"http://www.w3.org/2000/svg\"><path fill=\"white\" fill-rule=\"evenodd\" d=\"M262 48V47H261ZM264 49V47L262 48ZM264 54L255 56V65L258 66V72L263 71L264 66ZM261 63V64H260ZM224 93L223 86L221 89V101H220V110L215 118H211L213 121H220L224 119ZM128 117V129L131 135L135 133H139L137 140H130V137H126V142H121V146L125 149L117 155L103 157L101 163L104 166H110L117 170H149V169H162V170H170L172 156L176 159V167L177 168H186L181 165V157L188 152L189 148L197 145H190L187 143V140L184 138L185 135L181 136L179 134V138L170 139L166 133L164 135H154L151 131V122L147 123V119L144 113L134 112L127 114ZM153 118V117H152ZM152 120V119H151ZM185 120V119H183ZM174 121V120H172ZM150 130V131H149ZM201 145V144H200ZM189 153V152H188ZM213 153H217L221 156V165L219 167H207L205 169H191V170H205L203 174H198L201 176L200 188L203 194L206 209L210 210L216 214H220L223 212V208L221 206L222 201L225 202V194L221 195L224 192V188L226 185V152L221 149H215ZM21 154V151H20ZM213 156V155H212ZM212 156L207 162L212 161ZM190 157V156H189ZM16 158L18 159L17 146H16ZM112 158V159H111ZM100 161V162H101ZM114 161V162H113ZM178 161V162H177ZM187 171V170H185ZM14 190H15V182H14ZM219 193V194H218ZM215 199V205H210V200ZM12 199L14 200V191L12 195ZM209 200V201H208Z\"/></svg>",
    "mask_w": 264,
    "mask_h": 264
},
{
    "label": "trees",
    "instance_id": "5",
    "mask_svg": "<svg viewBox=\"0 0 264 264\" xmlns=\"http://www.w3.org/2000/svg\"><path fill=\"white\" fill-rule=\"evenodd\" d=\"M20 151H21V142L18 141L17 143V153H18V159H17V163H19L20 160ZM226 163L228 165V160H227V153H226ZM205 172V170H204ZM203 170H187L185 171V173H194V174H203L204 173ZM226 182V180H224ZM226 187V185H224ZM224 192L221 194L223 195ZM18 198V173L16 172V176H15V190H14V199L16 200ZM15 206L16 207H25V208H35L38 207V204H34V203H17L15 202ZM53 209H63V206H57V205H53L50 206ZM144 216H149L150 214H143ZM167 217H171V218H190V219H196V220H213L212 218L206 217V216H184V215H174V216H167Z\"/></svg>",
    "mask_w": 264,
    "mask_h": 264
}]
</instances>
